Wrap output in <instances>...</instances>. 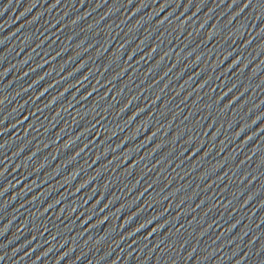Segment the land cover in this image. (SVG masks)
<instances>
[{"label": "water", "instance_id": "obj_1", "mask_svg": "<svg viewBox=\"0 0 264 264\" xmlns=\"http://www.w3.org/2000/svg\"><path fill=\"white\" fill-rule=\"evenodd\" d=\"M0 264H264V0H0Z\"/></svg>", "mask_w": 264, "mask_h": 264}]
</instances>
